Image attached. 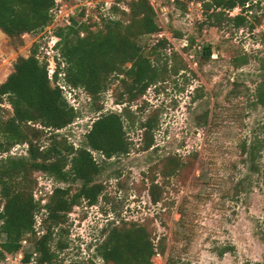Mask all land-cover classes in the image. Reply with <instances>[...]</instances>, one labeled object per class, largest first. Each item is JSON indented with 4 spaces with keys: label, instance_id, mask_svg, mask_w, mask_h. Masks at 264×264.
I'll list each match as a JSON object with an SVG mask.
<instances>
[{
    "label": "rangeland",
    "instance_id": "rangeland-1",
    "mask_svg": "<svg viewBox=\"0 0 264 264\" xmlns=\"http://www.w3.org/2000/svg\"><path fill=\"white\" fill-rule=\"evenodd\" d=\"M129 1L56 2L52 23L22 35L19 45H12L0 32V83L14 60L28 56L36 46L35 55L48 62L51 85L61 89L77 112L74 121L57 132L73 147L80 145L98 115L123 114L128 153L104 160L91 152L99 165L93 182L102 190L94 205L81 202L71 209L60 228L64 235L54 230L53 245L57 240L66 244L56 252V261L102 264L94 252L104 237L101 229L121 220L147 224L153 245L163 250L151 257V264H264V104L256 98V87L264 80V0H251L248 13L241 14L239 8L223 12L246 17L247 24L237 29L225 20L218 27L208 26L202 6L206 0H148L160 32L142 36L137 43L163 78L129 104L114 102L123 89L120 80L127 78H113L96 113L84 91L64 85L62 74L53 83L58 52L52 35L71 17L95 30L110 7L128 12ZM160 37L167 43L155 60L149 52ZM129 67L130 63L123 66ZM9 113L3 99L0 116ZM148 117H156L157 125L151 147L142 151L143 130L138 123ZM25 149V144H16L2 157L24 156ZM169 157L177 169L163 178L159 168ZM32 179V199L40 205L54 188L69 186L74 193L80 186L79 181L61 183L40 172ZM150 180L158 186L155 204L148 195ZM44 218L43 210L35 213L38 236L44 233L40 228ZM22 246V253L33 252L28 237ZM20 259L21 254L6 256L0 264H21Z\"/></svg>",
    "mask_w": 264,
    "mask_h": 264
},
{
    "label": "trees",
    "instance_id": "trees-1",
    "mask_svg": "<svg viewBox=\"0 0 264 264\" xmlns=\"http://www.w3.org/2000/svg\"><path fill=\"white\" fill-rule=\"evenodd\" d=\"M251 2L206 0L202 3L206 24L218 27L225 20L233 28L243 27L247 24L244 15L230 17L223 12L239 8L241 14L248 13ZM55 4L54 0H0V32L12 45H19L22 35L41 31L52 23ZM108 10V15L101 18L95 30L71 17L67 25L57 27L52 35L57 39L54 50L58 52L51 74L53 83L58 74H62L64 85L84 91L91 101V110L96 113L101 109L98 101L113 78L120 75L127 78L120 80L123 89L114 99L115 104L122 100L126 104L139 100L148 86L163 78L137 43L142 36H157L160 32L149 1L130 0L128 12L116 6ZM166 43L162 37L156 39L149 52L153 59L159 58L157 52L165 48ZM36 52L35 46L28 56H18L0 83V101L4 99L10 108L7 117L0 116V235L3 236L0 261L6 256L21 254V264H60L56 261V252L66 244L57 240L53 245L54 230L58 229V235H64L66 231L60 228L71 209L81 202L94 205L102 190L101 185L93 182L99 173V165L91 152L110 160L126 155L129 149L124 138L123 114L120 113L98 115L76 148L57 133L74 121L77 112L67 104L61 89L51 85L48 62L40 61ZM202 56L206 57L204 53ZM126 63H130L127 69L123 68ZM256 98L259 104H264V80L256 87ZM156 125V117L138 123L139 129L143 130L142 151L151 147ZM16 144L26 145L24 156L2 157ZM164 161L167 162L159 168V174L166 178L176 172L177 162L170 157ZM35 172L61 183L79 181L80 186L74 193H70L69 186L54 188L46 202L40 205V201H34L31 195ZM149 184L148 195L155 204L158 186L153 180ZM40 210L45 212L40 226L44 233L38 236L34 217ZM101 232L104 237L94 252L102 264H151L152 256L163 253L162 248L153 245L146 223L120 220ZM26 237L33 246V252L29 254L22 253Z\"/></svg>",
    "mask_w": 264,
    "mask_h": 264
},
{
    "label": "built area",
    "instance_id": "built-area-1",
    "mask_svg": "<svg viewBox=\"0 0 264 264\" xmlns=\"http://www.w3.org/2000/svg\"><path fill=\"white\" fill-rule=\"evenodd\" d=\"M54 2L56 3V2H61V0H54ZM57 41V39L55 38V41L54 42H56Z\"/></svg>",
    "mask_w": 264,
    "mask_h": 264
}]
</instances>
